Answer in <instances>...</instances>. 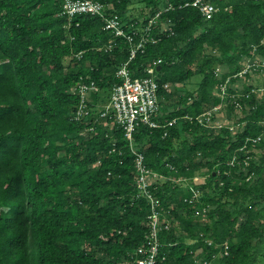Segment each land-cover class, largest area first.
Returning <instances> with one entry per match:
<instances>
[{"label":"trees","instance_id":"trees-1","mask_svg":"<svg viewBox=\"0 0 264 264\" xmlns=\"http://www.w3.org/2000/svg\"><path fill=\"white\" fill-rule=\"evenodd\" d=\"M98 1L127 32L150 26L128 67L137 77L153 67L159 125L139 124L131 145L100 115L130 56L102 17H69L63 0H0V264H138L150 203L138 193L131 146L161 175L149 185L168 221L160 264H256L264 139L247 138L264 129V89L248 81L261 69L236 73L264 56V0H210L218 9L209 18L187 0ZM90 80L98 90L75 118V87ZM214 107L221 127L198 122Z\"/></svg>","mask_w":264,"mask_h":264},{"label":"built area","instance_id":"built-area-1","mask_svg":"<svg viewBox=\"0 0 264 264\" xmlns=\"http://www.w3.org/2000/svg\"><path fill=\"white\" fill-rule=\"evenodd\" d=\"M184 5H191L197 8L205 18L211 17L218 9L210 0H187L184 2ZM161 12L162 9L158 10L155 17L159 16ZM62 13L69 17L84 13L98 15L102 17L104 21V28L110 30L115 36L124 37L130 43V56L116 71V76L120 79V82L112 86L109 100L104 105L100 115H110L117 126L122 128L125 138L132 145L133 133L139 124H146L151 127L159 125L154 118L159 109V84L153 77V67L148 66L146 68L148 75L143 77L133 76L128 67V63L130 59L134 57L137 49L150 39L147 33L150 26L148 25L145 27L144 34H139L137 31L127 32L119 16L117 14L107 15L105 13V5L98 0H63ZM151 21L152 19H150L149 22ZM151 39L154 40L153 38ZM262 43H264V40H262ZM159 61L160 60H158V62ZM259 69H261V71L264 70V56H261V58L248 57L245 60L243 68L236 74L241 76L249 70L257 71ZM215 71L218 74L219 69L216 68ZM226 82L221 83L219 86L221 93H225ZM164 87H168V84L165 83ZM75 90L80 97V102L75 112V118H78L87 114L86 101L90 93L97 91L98 87L93 80H90L89 82H79ZM252 91H255V89ZM216 110L217 107L206 110L198 115L196 119L206 126L221 127L223 125L221 121L213 120ZM174 121V119H171L168 121V124L170 125ZM229 128L233 129L231 125ZM261 139H264V129H262L256 137L247 138V140L252 141V143ZM131 148L135 155V166L138 173L136 177L138 193L145 195L150 203V209L147 215L148 232L144 243L137 248L140 257L136 260L138 264H160L161 258H159L160 242L158 232L162 225L165 228L168 227V221L162 224L160 220V201L150 192L149 185L157 179H160L161 175L153 172L146 166L142 152L135 150L133 146H131ZM226 248L227 245L224 246L225 253H227ZM213 258H217V255L213 254ZM204 263L212 264L207 261Z\"/></svg>","mask_w":264,"mask_h":264},{"label":"rangeland","instance_id":"rangeland-1","mask_svg":"<svg viewBox=\"0 0 264 264\" xmlns=\"http://www.w3.org/2000/svg\"><path fill=\"white\" fill-rule=\"evenodd\" d=\"M133 13L135 15H137L138 13V10H137V7L134 8L133 10ZM201 76L196 74L194 75L189 81H187L184 85H180L181 89H184V88H192L194 87V83L197 84L198 81L200 80ZM249 82H254L256 84H259L261 85L260 88L264 89V71H261V72H258V73H254L252 75V77L250 79H248ZM226 111H225V107L222 106V111L221 113H219L217 115V118L219 120H223L224 117H226ZM204 180V177L203 176H196L194 178V181L196 183H200ZM256 264H264V245H262V248H261V252L258 254V258L256 260Z\"/></svg>","mask_w":264,"mask_h":264}]
</instances>
